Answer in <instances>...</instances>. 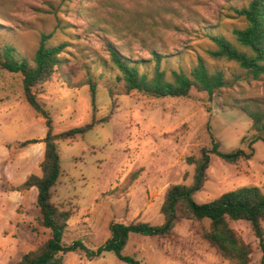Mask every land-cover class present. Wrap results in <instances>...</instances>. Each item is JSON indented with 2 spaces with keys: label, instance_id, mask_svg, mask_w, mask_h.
Masks as SVG:
<instances>
[{
  "label": "rangeland",
  "instance_id": "obj_1",
  "mask_svg": "<svg viewBox=\"0 0 264 264\" xmlns=\"http://www.w3.org/2000/svg\"><path fill=\"white\" fill-rule=\"evenodd\" d=\"M249 1L0 0V54L2 46H11L15 59L34 66L41 34L50 35L52 45L67 44L52 79L35 89L54 134L92 121L89 83L96 85L93 129L57 142L60 175L51 202L71 215L64 245L81 241L96 253L111 237L113 224L160 226L166 189L192 183L194 167L185 160L211 149L212 139L221 153L250 151L252 123L241 107L264 106V77L255 80L234 63L206 55L214 48L210 35L233 41L232 30L246 26L230 16L231 8ZM161 18L170 23L161 26ZM107 42L133 61H147L138 65L143 73L153 70L152 52L166 56L161 68L167 72L188 73L201 57L210 71L224 72L228 85L211 97L195 89L179 98L111 94L119 72L110 63ZM45 133V120L24 99L22 76L0 68V264L16 263L50 237V230L39 225L33 192L11 191L27 176L40 175L45 149L39 143L24 149L17 144L41 140ZM252 148V158L235 165L211 155L194 201L205 204L244 187L264 192V141ZM178 224L167 239L130 233L121 254L138 264H230L203 238L207 220ZM229 226L252 247L251 264H260L262 253L250 224L232 221ZM63 264L128 263L110 252L89 258L78 251L66 254Z\"/></svg>",
  "mask_w": 264,
  "mask_h": 264
},
{
  "label": "trees",
  "instance_id": "obj_2",
  "mask_svg": "<svg viewBox=\"0 0 264 264\" xmlns=\"http://www.w3.org/2000/svg\"><path fill=\"white\" fill-rule=\"evenodd\" d=\"M231 11L233 14L230 17L242 19L246 26L232 30L233 41L219 34L210 35L208 39L214 48L207 50L206 55L213 61L234 63L253 79H261L264 77V0H250L247 5L241 8H231ZM174 13L176 14L175 11ZM160 20L161 26H167L170 23L164 18ZM50 37V35L41 34L33 59L34 66H31L26 59H15L13 47L8 45L1 47L0 68L22 76L24 99L34 112L45 120L46 128L43 139H29L17 144L18 148L24 149L40 142L44 143L43 159L39 165L40 175L27 176L19 185L11 186V191L20 193L30 189L36 190V204L41 214L39 225L50 230V237L36 249L23 254L14 264H63L66 254L78 251L85 252L89 258L98 256L102 252H110L124 263L138 264L133 258L121 254L128 242L129 234L167 239L173 235L176 225L181 220L196 223L207 220L208 228L202 229L203 238L221 259L230 264H251L252 247L229 226V222L232 221L248 222L262 253L260 264H264L262 226L264 192L260 188H240L205 204H197L194 201L195 194L204 186L211 155H217L229 165L252 158V145L257 141H264V106L255 110L241 107L251 120V131L254 133V138L250 141L249 152L237 149L230 153H221L218 150V143L212 139L211 149L203 148L197 158H186V164L194 167L192 183L189 186L177 184L168 186L160 207V214L163 217V223L160 226L147 223L113 224L110 227L111 237L104 246L96 250V253L89 252L81 241H74L68 246L63 244L67 221L71 215L67 211L59 210L51 202V189L60 175L57 142L73 140L93 129L96 85L93 82L89 83L92 98V121L82 127L54 134L49 114L40 105L35 92L37 87L52 79L56 67L61 63L59 56L67 47L66 43L50 44ZM106 47L110 63L119 72L116 77L118 85L110 90L111 94L129 95L137 91L156 97L179 98L187 97L191 89H195L211 97L215 94L219 95L228 85L224 72L222 70L210 71L201 57L197 58L188 73L182 69L167 72L161 68V62L166 56L152 52L153 70L151 73H143L140 72L138 65L147 61H133L125 57L116 46L109 42L106 43Z\"/></svg>",
  "mask_w": 264,
  "mask_h": 264
},
{
  "label": "crops",
  "instance_id": "obj_3",
  "mask_svg": "<svg viewBox=\"0 0 264 264\" xmlns=\"http://www.w3.org/2000/svg\"><path fill=\"white\" fill-rule=\"evenodd\" d=\"M33 146V145H32ZM39 147L40 149L43 151L44 149V143H39ZM30 192H33L34 194V197L37 195V192L35 189H30L29 191H24V193H30ZM179 225V224H178Z\"/></svg>",
  "mask_w": 264,
  "mask_h": 264
}]
</instances>
